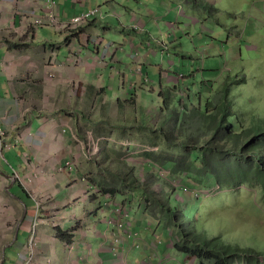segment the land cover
<instances>
[{"label": "rangeland", "instance_id": "rangeland-1", "mask_svg": "<svg viewBox=\"0 0 264 264\" xmlns=\"http://www.w3.org/2000/svg\"><path fill=\"white\" fill-rule=\"evenodd\" d=\"M172 1L178 4L168 1L166 9L156 10L158 17L148 24L149 32L145 30L148 22L136 18V26L130 27L126 33L127 36L135 34V40L128 41L133 45L130 46L127 41L115 43L114 49L119 50L118 58L127 59L130 70L139 76L144 74L143 82H155L156 73L160 71V79L164 83H177L180 76L170 72L171 65L166 66L169 59L177 57L172 53L176 41H180L179 37L183 35L191 38L199 31L211 34L215 45L218 46V41L221 44L213 47L209 40L207 47L204 45L202 48L201 60L206 61L208 57L207 62L214 63L215 59L209 58L211 54L223 57V64L218 60L223 71L227 69L231 77L243 75L248 81L244 88L246 95L253 94L256 89L260 91L258 109L260 116L264 115V0ZM93 9L99 11L98 7ZM171 10L175 14L179 12L178 16L173 19L163 17ZM137 17L144 18V15ZM168 21L167 28L165 24ZM46 24L52 26L48 22ZM167 33L170 34V42ZM197 42L198 39L193 38L192 45L197 46ZM208 47L213 49L211 54ZM104 48L109 47L105 45ZM179 50L182 52L180 57L188 55L186 53L194 55L195 52ZM138 87L146 94L131 92L122 96L124 109L120 115L117 111L106 112L116 106L107 102L109 97L104 100L106 97L97 91L94 106L97 109L80 113L82 121L81 116L75 119L76 133L82 132V139L80 135V138L67 141L52 139L53 132L46 128L54 124L49 118L40 121L43 123L41 127L23 120L14 127L21 135L19 138L25 140L18 148L16 141H8V132L0 123V264H197L195 258L175 251L174 243L168 239V234L174 233V229L164 221L166 212L161 205L149 199L145 202L139 192L121 188L119 181L124 169L134 175L143 190L160 197L159 203H168L173 213L178 210L183 221L190 225V232H202L220 247L234 249L237 253L246 252L241 257H233L234 264H264V207L261 205L264 202H260L258 191L245 186L221 189L212 179L205 185L191 179L180 168L189 166L193 156L183 158L186 150L170 147L166 136L160 132L165 120L157 113L160 88L148 81ZM174 93L178 95L176 89ZM129 97L134 101L125 100ZM254 100L252 97L249 103ZM141 112L151 128L139 126L143 117L139 115ZM41 114L48 117L55 112ZM160 136L163 140L158 138ZM176 136H179L177 132ZM189 139L191 144L199 146L201 143L196 137ZM14 148L18 150L16 158L13 152L8 153ZM63 160L66 162L61 167ZM170 162L175 164V169L171 170ZM20 169L27 172L31 179L26 180ZM71 170L76 171L79 181L90 186H85L86 192L81 198L87 207L74 205V208H68L70 203L51 201L55 173ZM7 175H11L12 179ZM91 178L109 185L116 183L119 192L106 207H101L96 216L87 218L90 203H100V195L96 197V186L89 183ZM34 184L43 194L34 191ZM170 184H173L172 187ZM13 187L18 190L16 196L12 195ZM21 190L28 193L26 207L19 197ZM182 190L187 193H182ZM147 192H140V195L147 196ZM101 229L103 234H108L105 243L110 238L106 243L108 246L101 249L109 251L112 239L122 244L123 250L115 248L112 260H101L97 256V243L102 244L99 238ZM60 231L64 233V241L60 240ZM20 232L22 236L19 238ZM30 232L32 238L29 237ZM171 238L176 240L174 234Z\"/></svg>", "mask_w": 264, "mask_h": 264}, {"label": "crops", "instance_id": "crops-1", "mask_svg": "<svg viewBox=\"0 0 264 264\" xmlns=\"http://www.w3.org/2000/svg\"><path fill=\"white\" fill-rule=\"evenodd\" d=\"M168 1L178 4L172 0H53V3L48 0H0V123L8 132V141H16L18 146L25 142L14 130L15 124L29 120L31 125L40 124L41 127L43 123L40 121L46 118L54 123L52 127L46 126L49 132H53L52 139L67 141L80 138L78 135L82 139V132L76 133L75 119L82 112L97 109L94 108L97 91L106 97L104 100L109 97L107 102L116 106L106 112L117 111L118 115L122 111L118 112L117 99L121 100L122 96H128L131 92L146 94L138 89L145 75L139 76L131 71L129 61L118 58L119 50H115L114 46L122 41L133 45L129 42L135 40V34L127 36L126 33L130 27L136 26V18L148 22L145 30L149 32L148 24L158 17L156 10L166 9ZM96 7L99 8L96 16L83 25L77 28L62 25L72 16ZM178 13L171 10L163 17L173 19ZM51 14L57 19L53 27L46 24ZM140 14L144 18L137 17ZM36 18H40L44 24L35 25L32 21ZM168 23L165 24L167 28ZM156 29L160 33V29ZM166 37L169 42L170 34L167 33ZM105 45L109 48H104ZM184 45V38L177 41L176 51L179 48L184 50ZM168 65L171 62L168 61ZM126 80L130 81L126 83ZM48 111L55 114L48 117L41 114ZM80 119L83 120L82 116ZM145 124L149 125L146 120ZM59 132L61 134L56 136ZM11 152L16 158L17 148L8 153ZM65 162L63 160L60 163L61 167ZM22 173L26 180L31 179L27 172ZM55 175L56 178L52 180L54 197L51 201L70 203L68 208H74V205L87 207L81 198L88 183L79 181L74 170L57 172ZM33 186L35 192L43 194L38 186ZM13 188L12 191L16 193L17 188ZM102 232L103 229L99 230L102 244L97 243V256L101 260H112L115 255L113 251L118 247L122 249V244L112 239L109 251L101 249L102 246H108L106 243L110 240L108 238L105 243L108 234ZM21 236L22 232L18 237ZM29 237L32 238L31 232Z\"/></svg>", "mask_w": 264, "mask_h": 264}, {"label": "trees", "instance_id": "trees-1", "mask_svg": "<svg viewBox=\"0 0 264 264\" xmlns=\"http://www.w3.org/2000/svg\"><path fill=\"white\" fill-rule=\"evenodd\" d=\"M184 36L179 37V40L184 38V50H195L194 55L186 53L188 55L180 57L182 52L179 50L175 53L176 47L170 46L173 55H177L178 58L169 59L173 65L170 67V72H176L181 79L177 83L166 84L160 79L161 72L158 71L155 82L145 80L141 83L144 85L148 81L160 88L157 93L159 98L157 113L165 117L160 132L166 136L170 147L177 146L183 151L186 150L183 158L188 159L190 155L193 156L189 166L180 168L186 171L191 179L204 185L212 179L221 189H237L245 186L257 190L260 202H264V115L260 116L258 109L260 91L256 89L253 94L246 95L244 88L248 81L243 75L236 74L231 77L227 69L223 71L220 67L224 62L223 57L212 55L211 47H208L211 54L209 58L215 59L214 63H208V57L205 58L206 61L201 60L202 48L204 45L207 47L209 40L212 41L213 47L216 46L211 34L199 31L191 38ZM193 38L198 39L197 46L192 45ZM220 44L221 42L218 41V46ZM219 59L223 61L220 65ZM143 69L145 70L144 67L141 68ZM174 89L177 90L178 95L174 93ZM252 97L255 100L249 103ZM125 100L134 101L132 97ZM122 102L117 99L118 112L124 109ZM139 115L143 116V112ZM133 116L135 118L136 115L133 113ZM145 120L146 117L143 116L139 126L151 128L145 124ZM176 132L179 134L178 137ZM189 137L198 138L201 142L199 146L189 143ZM158 138L163 140L161 136ZM191 145L197 146V149ZM170 168L175 169L173 162H170ZM128 171L124 169V175L120 178L121 188L137 191L145 202L149 199L161 205L164 213L166 212L164 221L174 229L171 235L174 234L176 240L171 238L170 234L168 239L174 243L176 252L188 258H195L197 264H234L233 257L246 255V252L237 253L234 249L220 247L215 241L208 240L202 232H190V225L183 221L177 208V212L173 213L168 203H159L160 197L154 192L143 190L138 180ZM157 175L161 176L160 173ZM89 183L96 186L98 193L96 197L100 195V203H90L91 209L86 213L87 218L96 216L101 207H105V204L112 201L119 192L116 183L109 185L93 178ZM170 185L172 187L173 184ZM21 191L19 197L27 206L28 202H25L27 193ZM17 192H12V195H17ZM140 192L141 194L147 192V196L140 195ZM182 193L187 192L182 190ZM92 200L95 198L92 197ZM261 205L264 207V203ZM63 232L68 231L63 230ZM131 233L133 234V230ZM60 235V240L64 241V233L60 231Z\"/></svg>", "mask_w": 264, "mask_h": 264}, {"label": "built area", "instance_id": "built-area-1", "mask_svg": "<svg viewBox=\"0 0 264 264\" xmlns=\"http://www.w3.org/2000/svg\"><path fill=\"white\" fill-rule=\"evenodd\" d=\"M50 2L53 3V0H48ZM98 11H96L95 9H91V10H88L80 15H74L72 16L69 20H67L66 22H64L62 25L64 27H67V28H77L79 27L80 25L86 23L90 18L96 16ZM35 25H41L43 24V21L40 19V18H36L32 21ZM48 24L50 25H56L57 24V19L56 17L51 14L50 17L48 18ZM2 130L0 129V134H1Z\"/></svg>", "mask_w": 264, "mask_h": 264}, {"label": "water", "instance_id": "water-1", "mask_svg": "<svg viewBox=\"0 0 264 264\" xmlns=\"http://www.w3.org/2000/svg\"><path fill=\"white\" fill-rule=\"evenodd\" d=\"M10 179H12V176L11 175H7ZM11 185V184H10ZM16 233H17V229L15 230V234H14V238L16 237ZM6 246H8V245H6ZM6 246H4L3 248H2V253L4 252V249H5V247Z\"/></svg>", "mask_w": 264, "mask_h": 264}]
</instances>
